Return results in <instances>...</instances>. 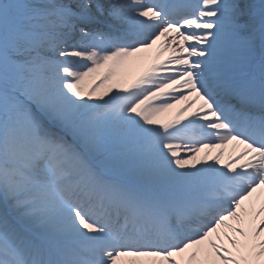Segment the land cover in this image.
<instances>
[{"label":"snow or ice","instance_id":"6c2138e0","mask_svg":"<svg viewBox=\"0 0 264 264\" xmlns=\"http://www.w3.org/2000/svg\"><path fill=\"white\" fill-rule=\"evenodd\" d=\"M0 264H264V0H0Z\"/></svg>","mask_w":264,"mask_h":264},{"label":"bare ground","instance_id":"6f19581e","mask_svg":"<svg viewBox=\"0 0 264 264\" xmlns=\"http://www.w3.org/2000/svg\"><path fill=\"white\" fill-rule=\"evenodd\" d=\"M102 2L110 3L111 0H102ZM167 55H168V53L165 52L163 54V56L161 57V59H163ZM154 56H155V49L149 50L148 52H145V53L137 54V57L127 58L121 65H119L117 67V69H116L117 73L122 74L124 79L130 80L135 75H137L142 70V68L145 66V64L148 63L149 61H151L154 58ZM101 71H103V69ZM98 79H99V77L97 76L94 79V82ZM91 85H92V83L86 82L85 88H88ZM103 90H104L103 87L98 88L97 95L102 94ZM179 107H180L179 105H176L173 108L166 110L164 113L161 114V118L162 119H168V120L175 119L177 117V110ZM194 108H195V106H193V110H194ZM185 115H187V114H185ZM242 147H243L242 145H236L235 143H230L228 145H225L222 150L219 148L212 149L211 155H215L217 152L223 151L221 161L222 162L227 161L230 158V156L235 155L237 152L240 151V149ZM204 151H208V150H202V152L200 153L201 157H203Z\"/></svg>","mask_w":264,"mask_h":264},{"label":"rangeland","instance_id":"374dc122","mask_svg":"<svg viewBox=\"0 0 264 264\" xmlns=\"http://www.w3.org/2000/svg\"><path fill=\"white\" fill-rule=\"evenodd\" d=\"M87 82H90V83H94V80H92V79H90V80H88Z\"/></svg>","mask_w":264,"mask_h":264}]
</instances>
